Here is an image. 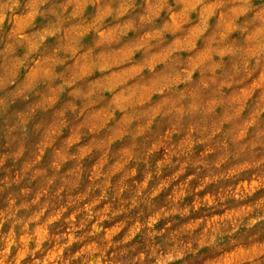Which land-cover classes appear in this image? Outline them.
Listing matches in <instances>:
<instances>
[{
  "label": "clouds",
  "instance_id": "1",
  "mask_svg": "<svg viewBox=\"0 0 264 264\" xmlns=\"http://www.w3.org/2000/svg\"><path fill=\"white\" fill-rule=\"evenodd\" d=\"M0 264H264V0H0Z\"/></svg>",
  "mask_w": 264,
  "mask_h": 264
}]
</instances>
